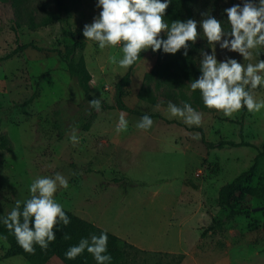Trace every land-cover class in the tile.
<instances>
[{
  "label": "rangeland",
  "instance_id": "374dc122",
  "mask_svg": "<svg viewBox=\"0 0 264 264\" xmlns=\"http://www.w3.org/2000/svg\"><path fill=\"white\" fill-rule=\"evenodd\" d=\"M242 3L243 0H223L217 13ZM96 5L88 0H74L70 22L76 37L84 43L82 55L91 76V96L102 101L99 112L90 108L76 80L67 72L66 62L73 51L63 40L59 25L34 30L25 24L17 27L13 0H0V135L9 140L11 147L0 155V217L6 216L17 200L23 206L30 198L29 186L35 178L58 172L67 178L68 188L58 189L54 199L65 210L81 218L90 213L109 233L122 231L150 239L166 227L172 213L166 205L173 206L182 184L185 191L178 202H201L202 207L195 254L186 257L125 249L128 263L215 264L233 245L231 236H236L238 242L250 240L247 232L252 223H261L256 227L260 228L264 222V157L253 171V183L245 184L243 194L235 195L231 210L220 208L216 199L224 185L253 165L255 148L262 151L264 109L251 114L242 108L231 117L218 112L203 113L200 127H189L179 118L169 119L163 106L151 104L147 88L158 101L176 100L177 106L189 103L198 111L186 85L155 90L169 54L163 50L141 51L131 67L121 69L112 58H122V44L100 50L83 36L84 25L91 24L102 10ZM40 7L55 11L53 0H22L21 14L25 18L34 13L39 19L43 15ZM197 31L199 35L203 32L199 21ZM161 36L167 38L163 32ZM252 51V59L244 60L241 54L216 45L218 61L230 57L245 66L264 59L263 49ZM163 94L175 100L165 99ZM254 95L256 100H264V87L257 88ZM133 112H162L174 123L159 117L152 120L167 121L176 127L166 132L155 127L138 129L136 124L141 117ZM122 113L128 127L117 133L116 124ZM74 131L78 137L75 145L70 140ZM153 134L162 139L186 136L191 144L188 146L183 140L176 145L159 142L150 150L154 142L146 138ZM196 135L199 140L193 139ZM198 142L206 149L205 156L197 157L196 153L202 151ZM231 142L251 146L233 147L228 145ZM198 171L199 178L195 177ZM252 232L257 238V231ZM169 235L167 239L173 237ZM10 249L11 242L5 243L0 237V264H30L22 257L7 258ZM228 251L232 256V250ZM45 264L62 263L51 258Z\"/></svg>",
  "mask_w": 264,
  "mask_h": 264
},
{
  "label": "clouds",
  "instance_id": "9594fccd",
  "mask_svg": "<svg viewBox=\"0 0 264 264\" xmlns=\"http://www.w3.org/2000/svg\"><path fill=\"white\" fill-rule=\"evenodd\" d=\"M171 0H98L96 7L102 9L91 24H85L83 36L86 40L95 42L100 50L122 44L123 56L118 61L121 69L127 70L138 59L141 51L151 49L153 52L163 50L167 54H176L181 49L187 56L189 44L195 43L199 33L198 22L193 19L176 20L169 25L163 19ZM228 18L229 28L224 29L222 23L206 13V18L199 24L203 37L211 47L208 54L201 51L202 59L199 64L201 75L189 83L190 89L200 91L204 106L215 109L226 117L246 108L251 114L264 109V100L255 99V90L264 87V59L246 66L236 59L226 58L218 61L216 45L222 50L236 52L244 60H251L252 50L264 49V0H243L241 4L224 9ZM166 34V39L161 33ZM101 98L89 101L90 108L99 112ZM90 114V113H89ZM169 119L179 118L189 127L202 125V113L196 111L189 103L177 106L171 101L167 104ZM154 121L148 115L141 117L136 127L148 130ZM128 121L121 114L116 124V132L126 131ZM199 140V135L193 137ZM73 145L78 143V137L73 132L70 137ZM67 189L68 180L60 173L54 176L35 178L29 186L30 198L23 202L17 200L12 210L0 223L8 229L17 244L30 254L35 253L34 245L46 251L51 242L56 239L54 227L62 223H70L61 204L54 199L58 189ZM64 239H70L67 234ZM7 242V237H2ZM108 235L101 232L90 238H82L77 245L71 246L65 253L72 260L86 250L96 261V264H111V255L107 254Z\"/></svg>",
  "mask_w": 264,
  "mask_h": 264
},
{
  "label": "trees",
  "instance_id": "16d2710c",
  "mask_svg": "<svg viewBox=\"0 0 264 264\" xmlns=\"http://www.w3.org/2000/svg\"><path fill=\"white\" fill-rule=\"evenodd\" d=\"M88 1L95 3L98 2V0ZM222 1L223 0H171L163 19L169 25L171 22L176 20L186 21L188 19H193L200 22L202 19L206 18V16L202 15L206 13L219 20L224 29L227 30L229 25L226 13H217L219 9H222V6L220 5ZM53 3L55 11H49L46 10L45 7H40V11L43 12V15L40 16L39 19H36V16L33 15L34 13H29L25 18H23L24 16L21 14L22 0H13V6L15 8V26L20 27L22 24H25L29 29L34 30L40 27H48L58 24L63 40L71 46L73 51L72 57L66 62L67 72L76 80L77 85L84 93L85 98L90 101L93 99L91 96V76L86 68L84 57L82 55L84 43L76 37L70 22V7H72L74 0H53ZM199 39L200 40L195 43H188L189 48L187 56L183 55V49L178 51L176 54H169L165 63L162 65L160 78L155 83V90H158L163 86L172 88L184 87L186 85L189 87L190 82L199 78L201 75V72L199 71L200 60L202 59L201 51L203 50L208 54H211V48L206 39L203 37V32L200 33ZM159 51H162V49ZM128 78L129 72L125 76V83L128 82ZM190 92L192 103L195 107H198L206 113H216L215 109H207L204 106L199 90L193 92L190 89ZM146 93L151 104L155 105L157 98L152 94L150 88H147ZM163 97L165 99L175 100V98L169 94H163ZM173 103L177 104L176 100L173 101ZM133 113L140 117L145 115L137 112ZM148 116L151 118L157 117L154 114ZM203 141L204 140H202V142ZM228 145L233 147L251 146L245 142H241L240 144L231 142L228 143ZM10 148L9 140L5 136L0 135V155L4 151H10ZM255 149L257 153L253 159V165L247 171L238 175L230 183L224 185L219 190L217 203L220 208L231 210L235 195L239 192L240 194H243L242 187L247 183H253V171H255V167L259 163V160L264 157V143L262 145V151H259L257 148ZM63 210L69 217L70 223L67 226L60 223L54 227L53 231L56 239L49 244L46 251L41 250L38 245H34V254L25 252L17 244L15 237L9 233L3 223H0V237H7V240L11 242V249L8 251L7 258L22 257L30 264H45L51 258L57 259L62 264H96L93 256L86 250L83 254L72 260L67 259L65 253L71 246L77 245L82 238H90L93 234L99 236L101 232H106L108 235L107 254H110L112 257L111 264H129L127 259L128 255L125 249L140 252V250L118 237L96 227L95 225L79 218L65 209ZM65 234L71 238L67 240L64 239L63 237Z\"/></svg>",
  "mask_w": 264,
  "mask_h": 264
},
{
  "label": "crops",
  "instance_id": "0c3cea01",
  "mask_svg": "<svg viewBox=\"0 0 264 264\" xmlns=\"http://www.w3.org/2000/svg\"><path fill=\"white\" fill-rule=\"evenodd\" d=\"M156 104L163 106L165 108L164 112L167 111L166 110L167 104H168L167 101H158V99H156L155 105ZM196 109L202 114L206 113L200 110L198 107H196ZM157 114H154V115L159 118L166 119L165 115L162 114V112L161 113L157 112ZM166 120L169 123L173 122L168 119ZM167 121L166 122L164 121L154 122L152 125V128L153 127L160 128L161 131L166 132L170 129V127H176L172 125L174 122L172 124H168ZM178 128L182 130L184 127L179 126ZM185 131L187 132L186 129ZM162 138L163 137L161 138L154 137V134L150 137H147L146 139L149 142H152V141L154 142V145H152L153 147L150 150H153L154 147H156V144L159 142L167 143V145H171L172 143H174L176 145L183 140L184 142H186L188 146L191 144L189 137H186V136L185 137L182 136L180 138L172 137V139L168 137H164L165 139H162ZM199 145L201 148L204 147V146H201L200 143ZM204 154L206 155L205 148H202V151L199 152L198 154L196 153L197 157L205 156ZM184 191H185V187L181 184L178 194L174 196L173 206H171V204L166 205V208L169 205V210L172 211V213H170V217H168V223L164 224L166 227L164 229H159L157 231V234L153 235L150 239H146V238L139 239L138 237H132L128 233H125V232L122 233V231L120 232L116 231L110 234L118 237L119 239L125 241L126 243L132 245L136 249L143 251V252L155 253V254L184 255L186 257L193 256L195 254L193 251L194 249L197 248L195 246L198 244V241L200 240V235H199L200 227L198 226L200 223V220L198 218L199 216L198 213L200 212V208L202 207H201V202L200 204H196V205L191 202L180 204V202H178V198L181 196V193ZM209 191H210V185L206 187V192L209 193ZM73 214L81 218L79 215L75 213ZM89 214L90 213H87L86 217L84 218L82 217L81 219L95 225L96 227L100 229L103 228V226L99 224V221L91 217ZM246 219L249 220L248 218ZM256 222L252 223L253 226L251 227V229H249V232H247L248 235L251 236L252 240L250 239V240L238 242V241H235L236 236H233V237L231 236V238H233V241H232L233 245L229 246L225 250V254H223V258L221 257L215 264H250V262L251 264H264V224H263L264 222H262V225L260 228H256V227H258V225H260L261 223H258V222L256 223ZM252 231H257V238H253L254 232ZM169 234H171V236L173 237L167 239L170 236ZM164 237L166 238L164 239ZM143 240H149V241L147 243ZM257 244H261V247H258V249L256 248ZM229 249L232 250V256L230 255V251H228Z\"/></svg>",
  "mask_w": 264,
  "mask_h": 264
},
{
  "label": "built area",
  "instance_id": "2783aa9c",
  "mask_svg": "<svg viewBox=\"0 0 264 264\" xmlns=\"http://www.w3.org/2000/svg\"><path fill=\"white\" fill-rule=\"evenodd\" d=\"M200 176H201V172L198 171V173L195 174V177H198L199 178Z\"/></svg>",
  "mask_w": 264,
  "mask_h": 264
}]
</instances>
